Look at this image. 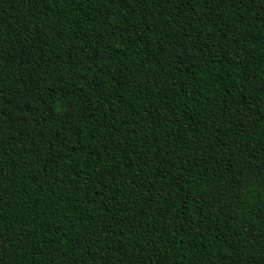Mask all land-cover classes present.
Wrapping results in <instances>:
<instances>
[{
    "label": "trees",
    "instance_id": "trees-1",
    "mask_svg": "<svg viewBox=\"0 0 264 264\" xmlns=\"http://www.w3.org/2000/svg\"><path fill=\"white\" fill-rule=\"evenodd\" d=\"M0 264H264V0H0Z\"/></svg>",
    "mask_w": 264,
    "mask_h": 264
}]
</instances>
